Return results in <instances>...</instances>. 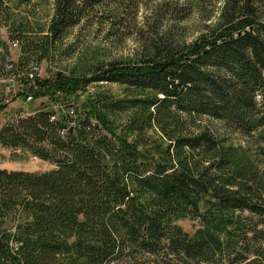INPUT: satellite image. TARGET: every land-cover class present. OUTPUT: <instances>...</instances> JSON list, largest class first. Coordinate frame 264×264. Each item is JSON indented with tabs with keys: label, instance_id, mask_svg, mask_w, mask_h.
Here are the masks:
<instances>
[{
	"label": "trees",
	"instance_id": "1",
	"mask_svg": "<svg viewBox=\"0 0 264 264\" xmlns=\"http://www.w3.org/2000/svg\"><path fill=\"white\" fill-rule=\"evenodd\" d=\"M139 2L54 0L47 30L34 31L0 0V24L11 21L28 54L14 69L51 63L70 31L91 18L119 29ZM6 57L3 50L0 71ZM88 73L18 81L22 98L64 107L53 122L50 109L30 108L0 131L1 145L55 166L41 174L0 169V264H264V0H222L217 24L196 40L155 32L137 59L98 60ZM90 84L150 95L97 92L78 109L61 100ZM127 112L131 140L108 118ZM196 117L250 140L254 158L231 164L229 140L198 130ZM154 127L164 148L146 138ZM221 149L224 157L216 156ZM179 217L200 227L189 234Z\"/></svg>",
	"mask_w": 264,
	"mask_h": 264
},
{
	"label": "rangeland",
	"instance_id": "2",
	"mask_svg": "<svg viewBox=\"0 0 264 264\" xmlns=\"http://www.w3.org/2000/svg\"><path fill=\"white\" fill-rule=\"evenodd\" d=\"M4 1V6L9 5L11 7L9 17L22 18L24 23L28 22V27L34 31H39V29L46 31L54 16V0ZM139 1L135 15H131L133 17L130 16L127 23L120 26L119 29H112L114 23H111L110 20H100L95 17L91 18L86 25L83 24V26L75 27L62 41L63 49L56 50L57 53L53 61L51 63H47L46 61L40 63L41 69L38 77L47 81L58 72L68 74L69 71H75L77 74L84 72V74H87L86 76H89V70L98 60H135L140 54L143 43L149 37L154 36L155 32L169 34L174 39L190 43L205 33L208 28H213L217 24L218 13L222 3V0ZM10 24L11 21L8 24L5 22L0 24V41L4 43L3 50L7 55L4 65H2L3 69L10 63L17 64L18 61L20 62L22 58L28 55L22 48L24 39H21L20 45L16 47L12 46L13 42L17 40L14 38L16 32L9 29ZM43 34L45 32L39 35L42 36ZM30 36L38 38L36 34H30ZM65 49L68 55H64L61 52ZM3 50L1 49L0 53ZM34 61H30L27 63V66L19 67V69L16 67V70L25 73L31 64L37 62ZM2 71H0V131L4 127L9 126L6 123L7 118L16 116L20 108L25 110L23 113H25L24 117H26L28 114H32L30 108L38 109L44 106L50 109L57 119L62 110L60 107H64L62 102L56 104L50 97H43L35 100V102L32 100V103L29 102L23 105L21 101L24 102V100L19 93H6L4 87L11 75H6ZM97 92H108L114 97H132L134 95L141 97L150 95L149 92L128 91L126 88L117 85L90 84L85 87V91L77 92L75 95L61 100L74 105L78 109L85 98L88 96L92 97ZM128 114V112L111 113L108 115V118L118 135H124L131 140L134 135L128 129L130 117ZM193 124L198 130H202L203 128L216 130L229 140V142L224 143L223 148L231 147L233 149L232 156L228 157L231 164L239 162L245 164L254 158L252 153L246 151L248 149L247 145L251 146V141L238 133L228 131L224 124L207 118L197 117L194 118ZM146 138L155 146L164 148L167 145L166 139H164L157 127H154V130H148ZM223 152H227V150L222 151L221 149L215 155L224 157ZM254 160L253 164L256 165L257 161L256 159ZM54 168L53 164L35 157L25 148H10L0 144V169L41 174ZM175 223L189 234H192L200 227L198 220L189 217L176 218Z\"/></svg>",
	"mask_w": 264,
	"mask_h": 264
},
{
	"label": "built area",
	"instance_id": "3",
	"mask_svg": "<svg viewBox=\"0 0 264 264\" xmlns=\"http://www.w3.org/2000/svg\"><path fill=\"white\" fill-rule=\"evenodd\" d=\"M12 46H18V42L14 41ZM41 65L38 63H33L31 66L24 72H21L20 70H15L13 64H8L2 69L4 74H10V78L6 82V86L4 87L6 93L10 94H18L19 88H18V81H20L21 78H24L25 80H30L34 82L36 78H38V73L40 72ZM24 102L21 101L23 105H26V103H29L33 100L32 95L27 94L23 98ZM69 114L73 113V110L70 108L68 110ZM25 113L21 111V109L18 111L17 115L14 117H8L6 123L8 125H17L19 121L24 118ZM27 115V114H26ZM29 115V114H28ZM54 118H52L53 120ZM65 132L63 131L62 134Z\"/></svg>",
	"mask_w": 264,
	"mask_h": 264
},
{
	"label": "bare ground",
	"instance_id": "4",
	"mask_svg": "<svg viewBox=\"0 0 264 264\" xmlns=\"http://www.w3.org/2000/svg\"><path fill=\"white\" fill-rule=\"evenodd\" d=\"M60 109L63 110V107L61 106ZM52 118H54V119L52 120ZM55 120H56V117H55L54 114L52 113V114H51V117H50V121L53 122V121H55Z\"/></svg>",
	"mask_w": 264,
	"mask_h": 264
},
{
	"label": "water",
	"instance_id": "5",
	"mask_svg": "<svg viewBox=\"0 0 264 264\" xmlns=\"http://www.w3.org/2000/svg\"><path fill=\"white\" fill-rule=\"evenodd\" d=\"M46 83H47V81H44V84H46ZM36 84H37V85H39V84H40V82H37Z\"/></svg>",
	"mask_w": 264,
	"mask_h": 264
}]
</instances>
